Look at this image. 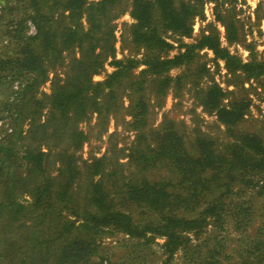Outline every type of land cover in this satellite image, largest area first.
<instances>
[{"label":"trees","instance_id":"trees-1","mask_svg":"<svg viewBox=\"0 0 264 264\" xmlns=\"http://www.w3.org/2000/svg\"><path fill=\"white\" fill-rule=\"evenodd\" d=\"M29 1L32 14L10 31L13 50L0 57V90L5 91L0 112L6 113L0 117V226L32 216L31 220L37 224L59 228L57 238H53L56 240L71 229L114 226L131 237L147 233L164 236L170 250L187 247L184 244L189 238L185 235L210 222L217 225L224 216L230 218L235 230L246 227L253 214L238 198L264 179V139L238 129L248 104L245 99L223 104L227 93L216 84L203 93L201 105L224 126L229 137L225 144L200 136L186 144L175 130L165 131L158 137L156 150L147 147L145 152H140L138 174L126 182L117 179L113 184L111 181L113 191L107 190L102 181H96L86 205L76 200L74 179L79 169L75 166L74 154L84 140L77 123L97 108L93 100L95 92L109 86L118 74L135 68L139 61H114L117 71L107 82L92 80L108 58L105 50L109 49L110 56L114 51V27L109 26L113 18L107 19L113 0L97 3L52 0L48 10V0ZM201 3L203 0H195L179 9L171 0H134L130 14L136 22L132 26L133 41L153 50L141 60L147 71L153 75L167 74L194 57L195 50L207 47L247 78L263 75L262 63L242 64L227 49L221 48L216 35L203 36L198 44L174 58L160 56L163 51L167 54L165 51L170 47L162 33L171 31L188 36ZM155 5L161 14L159 28L153 19ZM83 16L87 18V30L80 23ZM28 21L34 34L28 32ZM228 40L231 41L229 37ZM77 49L78 58L68 62L66 70L59 74L65 54ZM163 80L165 83L169 78ZM48 81L51 95L45 104L37 95ZM47 106L48 115L42 120V109ZM52 127L51 134L48 130ZM62 143H66L65 149L70 154L62 160L57 154L61 165L59 177L51 178L45 164L53 148L64 149ZM163 168H168V176L157 179L150 176L151 171ZM26 196L29 200H22ZM80 211H85V215ZM64 212L73 215L75 220L63 219ZM241 235L245 244L239 251L241 259L234 264H264V224L253 237ZM40 237L41 241L30 238L28 248L33 257H39L35 264L39 261L77 264L93 245L90 236L77 249L73 247L76 239L66 247H55L51 246L55 240ZM16 247V242L8 243L0 237V264H16Z\"/></svg>","mask_w":264,"mask_h":264},{"label":"rangeland","instance_id":"rangeland-1","mask_svg":"<svg viewBox=\"0 0 264 264\" xmlns=\"http://www.w3.org/2000/svg\"><path fill=\"white\" fill-rule=\"evenodd\" d=\"M87 1L97 3L101 0ZM194 1L171 0L173 6L179 9ZM133 2L113 0L111 3L107 19L113 18L109 26L111 24L114 27V51L110 56L109 49L105 50L108 58L92 80L94 83L107 82L109 76L117 71L114 61L129 59L139 62L133 66L135 68L115 76L110 88L100 87L93 98L97 108L77 123L84 140L74 154L75 166L79 169L74 179V196L83 205L87 204L89 191L96 181H102L107 190L113 191V181L118 179V182H126L138 174L141 168L137 163L140 152H145L147 147L156 150L158 137L165 131L175 130L186 144L193 142L197 136L216 140L219 145L225 144L229 137L224 126L217 121L215 114L209 113L201 105L202 95L211 85L216 84L227 93L223 104L246 100V116L238 129L256 133L264 139V74L249 79L242 71H234L231 65L217 58L213 50L207 47L195 50L194 57L167 74L149 73L141 60L153 50L145 49L142 44L133 41L132 26L136 23L130 15ZM52 4V0H48L47 10ZM196 10L198 13L188 36L171 31L162 33L170 47L165 51L167 54L163 51L160 56L174 58L183 54L188 47L198 44L203 36L216 35L221 48L227 49L242 64L255 61L264 65V0H203ZM159 13L155 5L153 19L158 28L161 27ZM31 14L29 0H0V57L2 54H11L13 45L10 31ZM80 23L87 30L85 16ZM27 27L29 34H34L29 21ZM78 56V49L66 53L64 67L58 70L59 74L66 70L68 62ZM165 77L169 80L164 83ZM52 78L53 74H50ZM50 95L51 82L48 81L40 87L37 98L48 104L47 97ZM4 97L5 91L0 90V102ZM47 109L48 106L42 109V120L48 115ZM4 115L6 113L0 112V117ZM53 129L48 132L52 134ZM62 144L64 149L53 148L45 164V171L51 178L59 175L61 165L57 154L61 160L70 154L65 149L66 143ZM168 172V168L157 169L151 171L150 176L157 179L168 176ZM22 200H29V197ZM238 201L244 202V207L253 214L251 221L241 231L235 230L230 218L224 216L217 225L210 222L198 231L189 232L185 235L189 238L184 244L187 247L178 246L173 250L166 245L164 236L147 233L145 236L131 237L114 226L71 229L56 240L53 238H57L59 228L37 224L31 220L32 216L14 224H1L0 237L8 243L16 242V264H35L34 261L39 257H33L28 249L31 247L30 238L41 241L42 235L48 241L55 240L51 242V246L55 247H66L76 239L77 244L73 246L76 249L90 236L93 245L89 246L91 248L87 255L77 264H234L241 259L239 251L245 244L241 233L253 237L264 224V179L254 189L243 191ZM80 212L85 215V211ZM61 217L75 220L73 215L66 212ZM53 220L56 221V218ZM46 263L49 262L39 261L36 264Z\"/></svg>","mask_w":264,"mask_h":264}]
</instances>
